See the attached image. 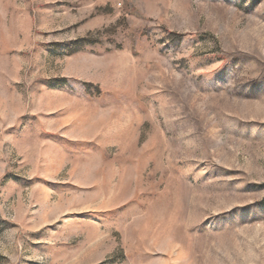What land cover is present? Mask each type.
I'll return each mask as SVG.
<instances>
[{
  "label": "rangeland",
  "instance_id": "obj_1",
  "mask_svg": "<svg viewBox=\"0 0 264 264\" xmlns=\"http://www.w3.org/2000/svg\"><path fill=\"white\" fill-rule=\"evenodd\" d=\"M0 264H264V0H0Z\"/></svg>",
  "mask_w": 264,
  "mask_h": 264
}]
</instances>
